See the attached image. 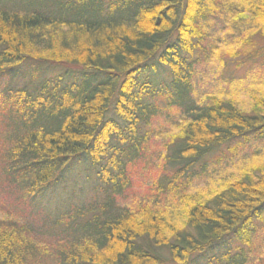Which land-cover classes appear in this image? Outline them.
<instances>
[{"label": "trees", "instance_id": "obj_1", "mask_svg": "<svg viewBox=\"0 0 264 264\" xmlns=\"http://www.w3.org/2000/svg\"><path fill=\"white\" fill-rule=\"evenodd\" d=\"M211 22L221 38L241 28L243 63L264 54V0H0V76L25 80L0 90V264H247L264 162L186 192L210 152L264 138V99L191 97ZM26 60L60 74L14 69ZM160 99L176 139L162 176L123 203Z\"/></svg>", "mask_w": 264, "mask_h": 264}, {"label": "rangeland", "instance_id": "obj_2", "mask_svg": "<svg viewBox=\"0 0 264 264\" xmlns=\"http://www.w3.org/2000/svg\"><path fill=\"white\" fill-rule=\"evenodd\" d=\"M209 28L208 32L212 34L206 39L205 44L207 49H215L213 53L210 54L206 50L207 53L204 54L200 51L190 54L194 71L191 79L193 85L191 97L195 101H201L206 94L232 96L230 98L235 104L249 111L255 107V103L264 99V54L243 63L250 58L244 57V51L247 50L246 43L241 42V38L242 40L244 38L235 32L241 28L234 29L233 33L227 34L224 38L216 33L221 28L218 23L211 22ZM258 42L261 45L264 44L263 39H258ZM229 50L235 53L230 55ZM33 62V60H26L14 69L28 72L40 66L41 71L47 76L55 77L60 74L61 68L57 65H37ZM9 72L6 71L0 76V90L21 87L25 82L24 79L18 82L9 79L6 75ZM145 77L152 78V74L148 71L140 73L139 81L143 82ZM156 79L167 81L165 80L167 73L162 72L160 76H156ZM159 104L161 110L159 115L151 121L150 132L144 143L143 156L129 165L131 186L127 190L123 203H131L144 196L155 175L161 173L160 176H162V158L171 150V141L176 139L175 136L179 130L176 126L180 123L178 110L165 106L166 101L163 99L159 100ZM239 141L242 142L231 141L228 144L226 142L205 156L203 158L207 162L205 169L197 176H193L186 184V192L194 187H199L205 192L216 180L242 175V171L243 173L255 172L264 162V138L250 137L248 141L241 139ZM194 168L200 169L199 163L194 164ZM179 181L183 182L182 179ZM260 217L254 221V225L249 230V245L247 249L245 248L250 250L247 264H256L264 256V208ZM173 219L176 226H182V217L177 215ZM238 244L235 242V246Z\"/></svg>", "mask_w": 264, "mask_h": 264}]
</instances>
